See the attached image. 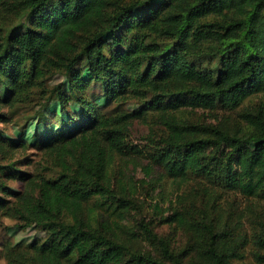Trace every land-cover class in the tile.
Returning <instances> with one entry per match:
<instances>
[{
  "label": "trees",
  "instance_id": "1",
  "mask_svg": "<svg viewBox=\"0 0 264 264\" xmlns=\"http://www.w3.org/2000/svg\"><path fill=\"white\" fill-rule=\"evenodd\" d=\"M212 56L214 68L206 62ZM55 76L61 80L45 87ZM95 87L101 104L92 101ZM32 94L56 102L66 120L32 141L0 136V150L47 152L55 171L0 161V177L23 184L12 190L0 181V209L20 227L63 232L44 247H7L6 264H264V225L249 220L221 224L207 213L197 220L190 207L173 210L162 223L193 233L192 245L175 248L143 217L126 232L129 240L118 235L114 226L135 209L125 195L115 198L112 223L87 218L88 202L111 193L108 167L127 151L132 122L152 113L164 130L146 138L151 164L170 178L207 183L200 185L210 191L212 210L214 196L225 192L264 204V0H0V105L17 110ZM255 97L262 104L244 112L246 127L233 131L168 112L232 113ZM72 103L76 109L67 112ZM136 240L148 249L134 248Z\"/></svg>",
  "mask_w": 264,
  "mask_h": 264
},
{
  "label": "rangeland",
  "instance_id": "2",
  "mask_svg": "<svg viewBox=\"0 0 264 264\" xmlns=\"http://www.w3.org/2000/svg\"><path fill=\"white\" fill-rule=\"evenodd\" d=\"M206 62L214 68L217 66L218 60L216 56H212L208 57ZM84 66H86L85 62L81 64V67ZM60 80L61 77L56 78L55 76L51 80H45L44 86L48 88ZM100 93V90L95 87V99L92 100L95 104L104 102ZM35 97L36 95L32 94L30 101L24 103L17 110L16 107L0 105V113L5 117L0 120V136L14 141H32L35 135L40 137L49 130L60 127L66 120V114L60 113L57 103L53 101L45 103L42 100L38 102L34 99ZM185 98L186 96L183 95L180 100H186ZM260 104L262 102L255 97L247 102L241 110L232 113L222 109L203 110L186 106L168 112L170 115L182 120L185 119L190 123H220L233 131L236 126L240 128L241 124H243L242 128L244 129L246 122L240 116L246 111H256ZM123 106L126 109L135 107L132 102H126ZM76 107L77 104H69L67 112H71ZM153 114L156 115V113H152L146 120H134L132 122L126 138L127 151L115 154L111 165L108 167L109 177L112 180L111 193L106 200L105 198L91 199L88 202L87 206L93 208V211H88L87 218L92 221L99 218L100 221L112 223L111 218L115 215L109 211L116 204L115 198L125 195L133 200L135 209L130 212L128 220L118 222L120 229L114 226L118 235L125 240L129 237L126 232L134 231L137 219L143 217L145 222H150L154 232L169 240L173 247L184 248L187 244L192 245L193 233L190 228L178 227L175 223H162L161 221L173 210H184L189 207L194 209V216L197 220H201L204 216L203 213H207L209 219L215 221L220 219L221 224L229 221L230 224L233 223L234 225L238 219H241L244 222L249 220L252 226L261 229V226L264 225V204L261 205L253 200L245 199L237 193L225 192L214 196L215 205L212 210V203H210V207L206 204L210 191L200 185H207V183L170 178L159 166L151 164L148 155V139L146 138L148 136L158 137L164 130L157 123ZM74 128L75 124L72 123L68 130ZM4 152L0 150V161L3 164L16 163L20 159L19 166L21 169L35 172L39 170V166H47L43 174H54L55 168L52 166L54 159L47 152L36 151L33 148L18 151L11 149ZM0 181L12 190H19L18 188L23 186L22 182L4 176L0 177ZM218 193L220 192L218 191ZM6 198L9 204L13 202L10 197ZM217 204L220 206L219 208H217ZM62 232L63 228L58 225L27 223L24 227H20L15 217L0 209V264H6L4 254L7 247L26 246L34 241L39 247H44L49 237L59 235ZM132 246L141 251L148 249V245L142 240L134 241ZM245 261L251 262L252 259L248 256Z\"/></svg>",
  "mask_w": 264,
  "mask_h": 264
}]
</instances>
